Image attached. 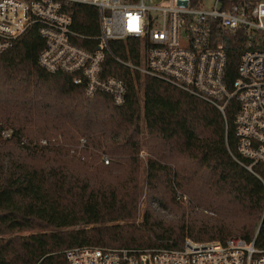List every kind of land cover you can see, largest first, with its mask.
I'll use <instances>...</instances> for the list:
<instances>
[{"label":"trees","instance_id":"1","mask_svg":"<svg viewBox=\"0 0 264 264\" xmlns=\"http://www.w3.org/2000/svg\"><path fill=\"white\" fill-rule=\"evenodd\" d=\"M68 10L71 41L96 50L97 8L71 3ZM39 28L34 22L0 53V264H65L63 252L76 246L147 247L186 237L234 236L264 249V164L249 171L250 160L237 152L234 99L222 113L169 82L130 71L113 55L137 62L135 38L109 40L112 54L103 62V76L124 82V102L104 92L89 96L73 82L77 73L40 66ZM228 41L229 83L242 39ZM81 138L83 160L70 152ZM143 187L147 205L135 224ZM153 201L171 217L156 212Z\"/></svg>","mask_w":264,"mask_h":264},{"label":"built area","instance_id":"2","mask_svg":"<svg viewBox=\"0 0 264 264\" xmlns=\"http://www.w3.org/2000/svg\"><path fill=\"white\" fill-rule=\"evenodd\" d=\"M98 10L99 45L88 50L71 41L68 5ZM34 22L40 24L43 49L38 63L48 72L77 73L73 79L89 96L108 94L120 105L124 82L103 76L109 40L137 39V62L114 59L130 71L162 79L222 113L227 102L238 105L234 117L237 152L264 164V0H0V53ZM242 39L236 77L227 82L228 38ZM129 52V49L127 48ZM9 130L1 132L10 137ZM46 144L45 139L39 140ZM85 143L81 138L79 147ZM73 152V151H72ZM107 164L108 160L102 157ZM65 264H264V249L239 237L169 245L102 248L76 246L63 252ZM35 264H45L42 259Z\"/></svg>","mask_w":264,"mask_h":264},{"label":"rangeland","instance_id":"3","mask_svg":"<svg viewBox=\"0 0 264 264\" xmlns=\"http://www.w3.org/2000/svg\"><path fill=\"white\" fill-rule=\"evenodd\" d=\"M141 137H142V151L140 153V157H141V173H140V176H141V179H142L143 176H144V171H143L144 170V165H145L144 162H145V158H146V155L147 154H146V150H145V147H144V133H143V135ZM51 139H53V138H51ZM79 141L77 143H75L74 145H72L70 152L73 153V152L76 151L77 157L80 156L81 157L80 159L83 160V153L80 152ZM103 163L106 164L105 162H103ZM177 199H179L180 202L183 205H185V206H188L189 205V203H188L189 202L188 201L189 200L188 196L185 195V194H181L180 191H177ZM146 205H147V193H146L145 188L143 187V189H142V195H141V198H140L139 215H138V217L135 220H131L130 222H134L135 224H137L138 222L141 221V219H142V213H143V210L145 209V206ZM151 206L153 208H155L156 209V212H158L164 218H170L171 217V215L168 213V211L165 210V209H161L157 202H154L153 201L151 203ZM203 212L206 213V214H208V215H212L213 214L212 212H210L208 210H203ZM188 238H190V237H188Z\"/></svg>","mask_w":264,"mask_h":264}]
</instances>
